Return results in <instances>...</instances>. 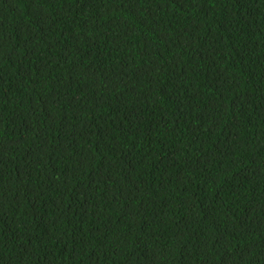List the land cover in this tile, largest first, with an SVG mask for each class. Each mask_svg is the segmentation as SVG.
I'll return each instance as SVG.
<instances>
[{"label":"trees","instance_id":"1","mask_svg":"<svg viewBox=\"0 0 264 264\" xmlns=\"http://www.w3.org/2000/svg\"><path fill=\"white\" fill-rule=\"evenodd\" d=\"M0 264H264V0H0Z\"/></svg>","mask_w":264,"mask_h":264}]
</instances>
